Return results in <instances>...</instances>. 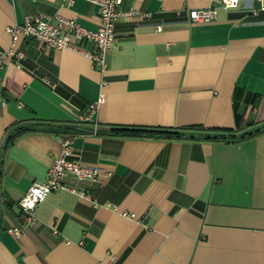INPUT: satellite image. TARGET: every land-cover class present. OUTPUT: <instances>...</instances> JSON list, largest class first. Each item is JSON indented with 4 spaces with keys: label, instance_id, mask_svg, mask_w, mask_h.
Instances as JSON below:
<instances>
[{
    "label": "crops",
    "instance_id": "obj_1",
    "mask_svg": "<svg viewBox=\"0 0 264 264\" xmlns=\"http://www.w3.org/2000/svg\"><path fill=\"white\" fill-rule=\"evenodd\" d=\"M255 4L195 23L190 11L219 0H123L121 10L140 14L116 24L104 75L76 52L17 43L24 59L0 72V264H264V13L251 15ZM38 15L100 24L87 0H0V50L8 27ZM119 126L193 129L131 138L110 133ZM67 136L101 180L68 176L85 195L51 193L25 225L19 201L46 180Z\"/></svg>",
    "mask_w": 264,
    "mask_h": 264
},
{
    "label": "built area",
    "instance_id": "obj_2",
    "mask_svg": "<svg viewBox=\"0 0 264 264\" xmlns=\"http://www.w3.org/2000/svg\"><path fill=\"white\" fill-rule=\"evenodd\" d=\"M64 7H71L76 0H57ZM97 7L100 17V24L97 30H90L82 26L74 19H68L61 15L26 17L22 24H14L7 28L11 37L10 46L0 50V72L8 62L19 66L24 59L25 53L17 47L20 40L34 38L41 42L42 51L68 50L76 52L88 58L93 65L104 75L107 68V55L114 49L116 42L115 26L122 20L140 14L138 11L121 10L123 0H87ZM247 0H219V5H211L203 9L190 11V20L195 23H209L218 17L220 9H236ZM256 4L248 8L251 15L257 16L264 13V0H255ZM149 18L150 14H144ZM157 31L161 30L158 26ZM90 42L94 45V51H84L78 43ZM97 107L92 105L91 113L78 117L80 121H89L91 114ZM94 132H98V125L95 124ZM61 154L57 157L48 170L46 180L43 183H35L28 189L19 201L21 218L25 225L33 224L36 221L37 209L41 203L53 192L69 191L80 197L85 193L69 187L65 179L72 176L79 182L99 183L102 171L99 167L82 163L77 159L73 147V137L67 136L62 141ZM110 176V174H106ZM130 219H137L135 214H127ZM8 233L20 238L22 229L11 228ZM110 264H116L112 259Z\"/></svg>",
    "mask_w": 264,
    "mask_h": 264
},
{
    "label": "trees",
    "instance_id": "obj_3",
    "mask_svg": "<svg viewBox=\"0 0 264 264\" xmlns=\"http://www.w3.org/2000/svg\"><path fill=\"white\" fill-rule=\"evenodd\" d=\"M28 127H23L19 131L27 132ZM193 128L188 129H175V128H161V127H141V126H119V127H112L111 132L113 134H118L124 137H168V138H185L188 133L186 131H190ZM253 135L252 133H247L242 135L240 139ZM207 139H212L211 137H207Z\"/></svg>",
    "mask_w": 264,
    "mask_h": 264
}]
</instances>
